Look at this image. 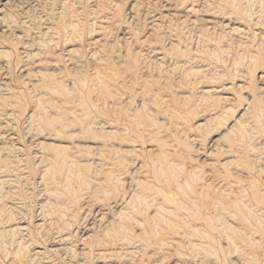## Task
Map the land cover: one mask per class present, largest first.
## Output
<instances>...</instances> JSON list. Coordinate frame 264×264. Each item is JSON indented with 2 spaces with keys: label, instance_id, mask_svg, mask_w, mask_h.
<instances>
[{
  "label": "rangeland",
  "instance_id": "374dc122",
  "mask_svg": "<svg viewBox=\"0 0 264 264\" xmlns=\"http://www.w3.org/2000/svg\"><path fill=\"white\" fill-rule=\"evenodd\" d=\"M0 264H264V0H0Z\"/></svg>",
  "mask_w": 264,
  "mask_h": 264
}]
</instances>
